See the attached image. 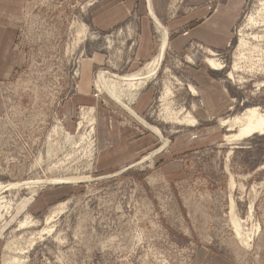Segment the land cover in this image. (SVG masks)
I'll return each instance as SVG.
<instances>
[{
	"label": "rangeland",
	"instance_id": "rangeland-1",
	"mask_svg": "<svg viewBox=\"0 0 264 264\" xmlns=\"http://www.w3.org/2000/svg\"><path fill=\"white\" fill-rule=\"evenodd\" d=\"M94 1L30 0L25 6L15 42L24 63L0 80V184L26 185L0 193V206L9 205L0 209V264H190L202 248L234 264H264V132L226 141L231 131L219 124L248 108L264 112V0H243L222 50L192 41L176 52L168 43L155 77L136 90L119 87L132 110L140 93L150 91L146 111H133L160 130L163 147L159 136L95 84L99 70L131 73L151 58L131 69L136 16L97 30L88 16ZM179 2L170 0L167 17ZM81 24L88 29L76 41ZM151 32L153 57L159 31L152 18ZM208 49L222 70L206 64ZM115 109L152 140L134 161L107 160L116 170L104 172L97 166V120L102 112L108 124ZM186 114L191 119L179 122ZM174 140L190 145L178 150ZM79 176L93 179L31 183ZM230 198L243 231L252 232L250 247L235 235ZM25 215L32 224L21 228Z\"/></svg>",
	"mask_w": 264,
	"mask_h": 264
},
{
	"label": "crops",
	"instance_id": "crops-1",
	"mask_svg": "<svg viewBox=\"0 0 264 264\" xmlns=\"http://www.w3.org/2000/svg\"><path fill=\"white\" fill-rule=\"evenodd\" d=\"M30 0H0V80H8L24 63V53L16 48L15 42L21 29L23 12ZM80 3L89 0H71ZM170 0H95L89 7L88 16L93 28L108 31L111 28L136 16L139 26V39L130 61V68H140L154 52L151 32V11L168 31V43L180 52L192 41H197L215 50H222L232 37V29L240 16L243 0H181L176 13L167 17ZM150 91L140 93L132 105L133 110L142 115L150 104ZM108 124L105 114L98 116L97 166L100 170L113 171L107 160L121 161L130 157L134 161L151 142L140 132L138 123L117 109L112 111ZM137 114V115H138ZM118 116V117H117ZM123 116L126 119H122ZM126 121L127 123L123 122ZM176 139V138H175ZM207 138L197 140L204 142ZM194 142V141H193ZM181 149L185 145H175ZM190 264H234L223 256L208 250L199 249Z\"/></svg>",
	"mask_w": 264,
	"mask_h": 264
},
{
	"label": "bare ground",
	"instance_id": "bare-ground-1",
	"mask_svg": "<svg viewBox=\"0 0 264 264\" xmlns=\"http://www.w3.org/2000/svg\"><path fill=\"white\" fill-rule=\"evenodd\" d=\"M260 5L262 6L260 9L262 11H264V1ZM257 13H259V11ZM149 14H150L152 20L154 21V23L156 24L157 29L159 31V44H158L157 53L153 57H151V59L149 61H147L143 65V67H141L137 71H134L131 73H125V74L120 75L117 73H111L109 71L106 72L105 70L104 71L99 70V72L97 73V76H96L95 84L97 86H99L100 90L104 91L111 99H113L115 102L120 104L124 109L128 110L136 120H138L142 125H144L145 128H148L150 131H152L157 136H159L163 141V143H162L163 144L162 147H163V146H165L167 139H165L162 136L160 130L156 126L151 125L148 122H146L142 117L137 115L129 107V105L127 103H125L123 101V99H124V96L122 94L123 92L120 91L121 89L122 90H125V89L136 90V89H139L142 85L146 84V82H148V80L155 77L156 72L158 71V69L161 66L162 60L164 59L163 58L164 53H165L167 46H168V31H167L166 27H164L158 21V19L154 16V14L151 11L149 12ZM259 24L262 27V25H264V21L259 23ZM87 29L88 28L85 24H81L80 29L77 33L78 36L76 38V41H79L83 37V35L87 31ZM207 52H208V56H205V58H204V61L206 62V64L213 70H222L223 64L216 57L217 54H215L212 50H209V49ZM105 74H108V75H105ZM119 87H121V89H119ZM187 87L190 91L195 93V89L193 88V86L191 84H188ZM125 96H127V95L125 94ZM131 97H132V94H131ZM126 99H127V101L130 100L129 97ZM175 112H177V111H175ZM181 113H182V110H179L176 113V116L180 115ZM190 119L191 118H190L189 114H186L181 119H179L178 121L183 122V121H189ZM219 124L227 126V130L229 131V133L231 131L230 134H226L224 136L223 140L233 141V142L238 141L242 138L248 137V136L253 135L255 133H263L264 132V112L259 113L256 108H248V109H245L241 114H237V115H233L231 117L219 119ZM232 131H234V133H232ZM149 156H150V154H149ZM90 179L92 180L93 178L92 177L90 178L89 176L51 177V178H46L44 180L38 179V180L31 182V183L32 184L33 183L39 184V185L40 184L41 185H43V184L54 185V184H61V183H69V182H73V181L84 182L87 180L90 181ZM22 185L25 186L26 183L13 182V183H7L5 185L0 184V193L3 192L4 190L17 188V187H20ZM229 185L231 187L235 186V183H234L232 178H230V180H229ZM35 187H36V185L35 186L30 185V187L28 186V188H30V192H34ZM253 199H251V200H253ZM252 205H253V202L249 201V209L252 208ZM1 207H3L4 209L5 208L9 209L8 208L9 205L4 204V206H0V209H2ZM61 210H62V208H60V207L55 208V210L52 211V213L46 217L45 222L48 223L52 219L54 214H56L57 212L59 214V212ZM2 211H1V213H2ZM229 213H230V222L233 226L236 237L240 240V242L244 246L250 247V242L252 240L250 235L252 234V232L246 233L243 231L241 219H240V217H238V215L235 212V204H234L233 199H231V198H230V212ZM0 216H1V214H0ZM29 221H30V217L25 215L24 219L19 222V226L22 228L23 226H26L28 224H32ZM45 230L48 232H51L53 230V226L51 225L48 227V229H45ZM20 260L14 259L12 262H8L7 264H19ZM3 264H6V263H3Z\"/></svg>",
	"mask_w": 264,
	"mask_h": 264
}]
</instances>
